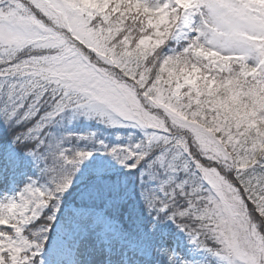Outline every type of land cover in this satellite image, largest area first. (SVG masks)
<instances>
[{"label": "snow or ice", "instance_id": "snow-or-ice-1", "mask_svg": "<svg viewBox=\"0 0 264 264\" xmlns=\"http://www.w3.org/2000/svg\"><path fill=\"white\" fill-rule=\"evenodd\" d=\"M0 264H264V0H0Z\"/></svg>", "mask_w": 264, "mask_h": 264}]
</instances>
